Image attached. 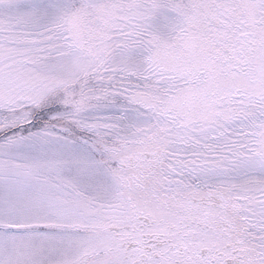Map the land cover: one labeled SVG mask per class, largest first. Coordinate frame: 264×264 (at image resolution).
<instances>
[{"label":"snow or ice","instance_id":"6c2138e0","mask_svg":"<svg viewBox=\"0 0 264 264\" xmlns=\"http://www.w3.org/2000/svg\"><path fill=\"white\" fill-rule=\"evenodd\" d=\"M0 264H264V0H0Z\"/></svg>","mask_w":264,"mask_h":264}]
</instances>
